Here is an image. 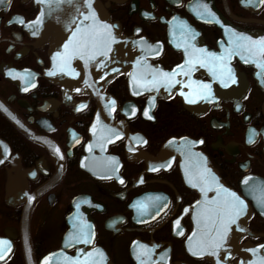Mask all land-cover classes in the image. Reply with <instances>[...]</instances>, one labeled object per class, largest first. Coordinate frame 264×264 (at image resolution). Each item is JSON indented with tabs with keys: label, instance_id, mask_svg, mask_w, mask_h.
<instances>
[{
	"label": "flooded vegetation",
	"instance_id": "af4514ba",
	"mask_svg": "<svg viewBox=\"0 0 264 264\" xmlns=\"http://www.w3.org/2000/svg\"><path fill=\"white\" fill-rule=\"evenodd\" d=\"M100 2L146 64L107 82L120 129L96 136L99 100L67 93L47 74L58 40L36 25L35 0H0V264H28L25 238L31 264H210L186 247L197 193L178 160L154 161L167 140L182 136L199 141L249 204L250 233L240 244H264V3ZM241 35L251 38L252 54L228 55ZM173 69L169 82L162 72Z\"/></svg>",
	"mask_w": 264,
	"mask_h": 264
},
{
	"label": "water",
	"instance_id": "95a60500",
	"mask_svg": "<svg viewBox=\"0 0 264 264\" xmlns=\"http://www.w3.org/2000/svg\"><path fill=\"white\" fill-rule=\"evenodd\" d=\"M35 2L39 7L36 25L44 32L51 31L58 40L55 51L57 64L55 69L48 71L53 73L48 74L49 78L61 84L67 93L85 92L99 100L100 108L95 117L93 134L98 136L103 132V135H106L113 131L112 128L120 129L111 116L114 111L109 105L112 100L108 98L111 95L104 92V87L111 78L132 64L145 67V61L132 54L131 41L121 34L117 25L111 23L110 16L100 0ZM104 25L108 27L105 28ZM96 36L102 37L99 49L91 39ZM98 50L103 51L104 55H98ZM142 73L141 70L135 71L138 85V81L142 80ZM198 145L197 141L187 136L171 138L163 145L159 157L154 160L160 165L178 160L186 186L197 193V198L188 208L193 223L192 232L186 241L188 251L191 254L197 253V257L206 258L211 264H231L230 259L234 256L238 257L236 264H264V247H261L264 244L239 242L243 234L250 233L247 220L251 210L247 201L227 185ZM201 177H207V182L201 180ZM221 186L244 200L245 206L239 215L235 211L230 213V218L235 219V223L229 222L228 216L223 223H213L215 218L212 209L216 207L217 202L231 200V197L222 191ZM198 201L200 203H197ZM27 216L23 220L26 236ZM224 224H227L226 231ZM24 249L28 264H31V248L27 238Z\"/></svg>",
	"mask_w": 264,
	"mask_h": 264
},
{
	"label": "snow or ice",
	"instance_id": "6c2138e0",
	"mask_svg": "<svg viewBox=\"0 0 264 264\" xmlns=\"http://www.w3.org/2000/svg\"><path fill=\"white\" fill-rule=\"evenodd\" d=\"M241 2L243 3V0H241ZM260 2L261 3H264V0H260ZM204 7L206 8V5H204ZM19 19L22 22V18H19ZM104 27L107 28L108 26L107 25H104ZM91 39L93 40V42L96 44L97 48L99 49V45H100V42L102 40V37L96 36V37H91ZM250 40H251L250 37L243 36V35L238 36L236 38V41H235L236 47L233 49L232 52H229L228 55L237 54L241 50L246 51L249 54H252L251 49L246 46V42H248ZM259 43H260L262 52H264V40H261ZM97 54L100 55V56H103L104 55L103 51H99V50L97 51ZM209 55L212 56L213 58H216V54L215 53H209ZM241 58L243 59L244 57L242 56ZM187 63H188V61L186 60L185 61V64H187ZM54 67H55V65H54ZM180 67H182V66H179V65L177 66V68H180ZM230 71L231 70L229 69V72ZM48 74L49 75H52L53 73L52 72H49ZM176 74H177V70L176 69H173L171 72H162V76L169 78V82H171V78L174 77ZM234 82L235 81L233 80V83ZM152 83L153 84L160 83V81L157 80L156 77H153L152 78ZM196 83H198V82H196ZM201 87L203 89H207V88H209V85L204 84ZM25 90H27V89H25ZM134 94H139V93L136 92V91H134ZM181 95H183V93H181ZM115 103H116L115 100H112L111 101V104L112 105H115ZM145 115H147V111H145ZM2 143L3 142H0V144H2ZM169 143H171V141ZM5 151H7L6 147H5ZM57 151H59V149H57ZM0 162H3V161H0ZM212 179L214 180L215 177H213ZM249 179L250 178H246L244 181H242V183L247 184ZM201 180L207 182V177H201ZM195 186L196 185L194 184L193 187H195ZM221 188H222V191L223 192L227 193L228 196L231 197V200L225 199L222 202H217L216 207L214 209H212V214H213V216L215 218L213 220V223H216V222L223 223L226 216L229 217V222L235 223V219L230 218V213L232 211H235L236 214L239 215L240 212L242 211V209L245 206L244 205V200H242L239 196H237L236 193L229 192V190L226 189V188H223V186H221ZM197 203H200V202L198 201ZM262 203H264V200H262ZM224 228H225V231H226L227 230V224H224ZM83 235H84V230H83V228H81L80 229V233L78 235H75L74 238L77 239V240H79L81 238V236H83ZM85 242H87V240H85ZM217 247H219V245H217ZM261 247H264V246H261ZM190 251H191V249H190ZM192 254L193 255H196L197 253L193 252ZM69 259H71V258H69ZM72 264H79V262L78 261H73ZM85 264H87V262H85Z\"/></svg>",
	"mask_w": 264,
	"mask_h": 264
},
{
	"label": "bare ground",
	"instance_id": "6f19581e",
	"mask_svg": "<svg viewBox=\"0 0 264 264\" xmlns=\"http://www.w3.org/2000/svg\"><path fill=\"white\" fill-rule=\"evenodd\" d=\"M111 21V20H110ZM111 23H113V22H111ZM115 24V23H114ZM115 25H117V24H115ZM118 26V25H117ZM119 27V26H118ZM120 28V27H119ZM125 37V36H124ZM104 89H105V87H104ZM64 90H65V88H64ZM65 92H66V90H65ZM104 92H105V90H104ZM105 93H107V92H105ZM107 94H109V93H107ZM110 95V94H109ZM109 100H111L112 99V97L110 96L109 98H108ZM110 106H111V104H109ZM99 108H100V106H99ZM99 110V109H98ZM98 112V111H97ZM97 114V113H96ZM111 116H113V118H114V111H113V113L111 114ZM94 123H95V121H94ZM94 123H93V126H94ZM102 135H103V132L101 133ZM167 142V141H166ZM165 142V143H166ZM164 143V144H165ZM162 148H163V146H162ZM162 150V149H161ZM3 153V150H1L0 149V154H2ZM168 163H171L170 161L168 162ZM14 180H12V182H13ZM184 181V180H183ZM15 182V181H14ZM14 182L13 183H11V180H10V183H11V185H10V190H12V188H13V185H14ZM185 183V182H184ZM13 184V185H12ZM17 184H20V183H17ZM16 195H21L20 194V192H18V191H16Z\"/></svg>",
	"mask_w": 264,
	"mask_h": 264
},
{
	"label": "rangeland",
	"instance_id": "374dc122",
	"mask_svg": "<svg viewBox=\"0 0 264 264\" xmlns=\"http://www.w3.org/2000/svg\"><path fill=\"white\" fill-rule=\"evenodd\" d=\"M0 222H3L2 220H0Z\"/></svg>",
	"mask_w": 264,
	"mask_h": 264
}]
</instances>
